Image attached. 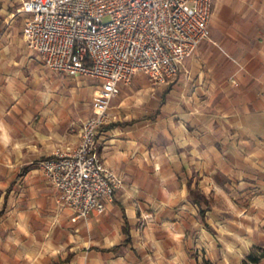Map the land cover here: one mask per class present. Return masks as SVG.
<instances>
[{"label":"crops","instance_id":"crops-1","mask_svg":"<svg viewBox=\"0 0 264 264\" xmlns=\"http://www.w3.org/2000/svg\"><path fill=\"white\" fill-rule=\"evenodd\" d=\"M214 1L210 39L173 80L120 85L97 153L124 184L81 219L40 162L76 145L98 82L33 60L19 0H0V250L24 264H242L264 245V26L228 24L240 0ZM188 183L211 200L202 218Z\"/></svg>","mask_w":264,"mask_h":264},{"label":"built area","instance_id":"built-area-1","mask_svg":"<svg viewBox=\"0 0 264 264\" xmlns=\"http://www.w3.org/2000/svg\"><path fill=\"white\" fill-rule=\"evenodd\" d=\"M27 48L42 66L72 79L89 78L99 90L76 145L40 162L57 202L77 218L102 215L123 179L97 153L98 131L109 108L137 74L165 85L210 38L213 0H19Z\"/></svg>","mask_w":264,"mask_h":264},{"label":"rangeland","instance_id":"rangeland-1","mask_svg":"<svg viewBox=\"0 0 264 264\" xmlns=\"http://www.w3.org/2000/svg\"><path fill=\"white\" fill-rule=\"evenodd\" d=\"M256 1L258 2V6L252 7V5H251L252 0H240L241 4L238 5L236 12H232V13L227 15V17H230V19H231V20L229 19L228 24H231V22H233L234 24H237L238 27H240V26L249 27L251 16L252 15H258L260 18L261 26H264V0H256ZM214 2L215 1L213 0V9H214ZM16 21H18V19L14 20V22H16ZM18 26L21 28L22 25L19 23ZM31 58L33 60L37 61L36 59H38V56L34 52H32ZM36 63L40 64L39 62H36ZM44 71H46V70H44ZM59 76H61V75H59ZM86 81L91 86L97 85V81L94 79H88ZM10 246L11 245L8 244L9 248H10ZM257 247L264 249V245L257 246ZM22 254L23 253H19V252L12 254L11 251L7 252L4 250H0V264H24L25 261H23L24 256Z\"/></svg>","mask_w":264,"mask_h":264},{"label":"trees","instance_id":"trees-1","mask_svg":"<svg viewBox=\"0 0 264 264\" xmlns=\"http://www.w3.org/2000/svg\"><path fill=\"white\" fill-rule=\"evenodd\" d=\"M188 190H189V198L193 204L199 207V216L202 218L205 215V212L210 207L211 200L206 198L198 187L191 189L190 183H188ZM2 213L3 211H0V216L2 215ZM124 231L126 235V240H125L126 243L128 242V231L126 229ZM113 250H116V248ZM262 258H264V249L260 247H253L243 259L242 264H259ZM203 264H211V263L204 261Z\"/></svg>","mask_w":264,"mask_h":264}]
</instances>
